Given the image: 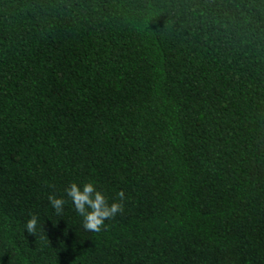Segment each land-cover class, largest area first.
<instances>
[{"label": "trees", "instance_id": "obj_1", "mask_svg": "<svg viewBox=\"0 0 264 264\" xmlns=\"http://www.w3.org/2000/svg\"><path fill=\"white\" fill-rule=\"evenodd\" d=\"M0 264H264V0H0Z\"/></svg>", "mask_w": 264, "mask_h": 264}, {"label": "clouds", "instance_id": "obj_2", "mask_svg": "<svg viewBox=\"0 0 264 264\" xmlns=\"http://www.w3.org/2000/svg\"><path fill=\"white\" fill-rule=\"evenodd\" d=\"M64 193L70 198L75 211L83 218V227L86 230L99 231L104 220L114 216L121 209L123 193L118 192L116 195L118 200L109 203L104 193L97 189L94 182H85L77 184L70 182L64 189ZM48 201L51 208L60 213L64 206V199L52 194L48 195ZM37 219L34 215H30L25 221L24 229L28 233L36 230Z\"/></svg>", "mask_w": 264, "mask_h": 264}]
</instances>
